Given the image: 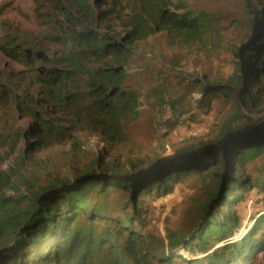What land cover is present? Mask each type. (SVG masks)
Returning <instances> with one entry per match:
<instances>
[{"label":"rangeland","instance_id":"obj_1","mask_svg":"<svg viewBox=\"0 0 264 264\" xmlns=\"http://www.w3.org/2000/svg\"><path fill=\"white\" fill-rule=\"evenodd\" d=\"M250 2L264 13V0ZM67 6L66 0H0V172L12 175L4 196L25 206L55 181L69 186L82 176H109L111 166L132 173L131 165L141 162L146 175L135 194L105 183L108 191L100 196L106 187L93 185L87 188V203L79 207L102 208V217L91 220L81 213L72 224L111 234L109 242L117 253L130 241L141 247L148 264H162L161 256L167 258L163 264L196 258L200 264L206 254L246 237L255 249L243 263L264 264V150L243 162L239 172L249 182L235 191L237 197L226 209L216 196L209 153L202 149L218 138L232 112L231 102L222 95L203 100L201 92L227 83L237 72L236 55L249 41L252 18L244 0H173V10L205 16L209 24L201 39L189 43L159 31L132 45L122 87L137 94L138 113L123 119V140L109 143L93 129L81 127L32 148V126L39 123L17 109L14 98L34 92V72L44 65L42 54L55 58L64 50L63 39L72 27L64 13ZM122 8L125 3H102L92 14L108 13L104 30L112 26L120 31ZM11 47L14 53L8 52ZM256 113L251 117L264 118V103ZM153 181H159L156 189ZM211 200L203 216L202 206ZM131 203L137 204L138 214L132 213ZM216 207L233 215V235L211 236L202 250L189 246L202 224L210 223L209 215L222 219Z\"/></svg>","mask_w":264,"mask_h":264},{"label":"trees","instance_id":"obj_2","mask_svg":"<svg viewBox=\"0 0 264 264\" xmlns=\"http://www.w3.org/2000/svg\"><path fill=\"white\" fill-rule=\"evenodd\" d=\"M66 1L69 6L64 13L72 27L63 39L64 50L55 58L42 54L44 65L34 72V92L14 98L17 109L39 123L32 126V148L81 127L93 129L109 143L123 140V119L138 113L137 94L122 87L124 66L132 56V45L159 31L184 42H195L209 24L202 12L173 10V0ZM244 2L252 18L249 41L236 55L237 72L227 83L203 87L201 92L203 100L220 94L231 102V115L220 126L218 138L202 146L209 153L207 159L215 179L216 196L222 197L226 209L237 197L235 191L249 182L239 172L243 162L264 150V118L251 117L253 113L257 115L256 110L264 103V27H260L264 13L250 0ZM102 3L121 6L125 3L120 31L112 26L104 30L103 21L108 13L99 10L92 14L94 7L99 9ZM15 51L14 47L8 50ZM140 163L131 165L132 173L111 166L106 170L109 176L90 174L69 186L55 181L30 198L25 206L21 200L4 196L12 185V175L0 172V264H148L141 247L131 245L130 241L117 253V248L109 242L111 234L72 224L81 213L88 214L91 220L102 217V208L79 207L87 203L86 191L93 185L102 189L107 183L108 188L135 194L146 175ZM157 183L153 181L155 189ZM107 187L100 190V196L108 191ZM212 202L202 206L203 216ZM130 206L132 213L138 214L137 204ZM214 211L222 214V219L209 215L210 223L202 224L190 238L194 242H187L189 246L202 250L211 236L222 239L233 235L237 225L233 215L220 212L219 207ZM132 213L128 219L133 217ZM135 236L134 233L130 238ZM251 247L246 237L206 254L200 264H245L243 259L247 260L255 249ZM103 249L106 251L102 252ZM155 251H150L151 257ZM159 259L162 264L167 262L164 256ZM197 261L196 258L185 262L197 264Z\"/></svg>","mask_w":264,"mask_h":264}]
</instances>
